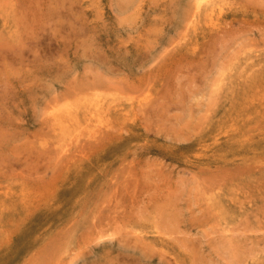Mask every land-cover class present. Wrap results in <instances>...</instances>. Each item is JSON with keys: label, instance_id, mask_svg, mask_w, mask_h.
<instances>
[{"label": "rangeland", "instance_id": "1", "mask_svg": "<svg viewBox=\"0 0 264 264\" xmlns=\"http://www.w3.org/2000/svg\"><path fill=\"white\" fill-rule=\"evenodd\" d=\"M261 57L264 0H0V264H264Z\"/></svg>", "mask_w": 264, "mask_h": 264}, {"label": "bare ground", "instance_id": "2", "mask_svg": "<svg viewBox=\"0 0 264 264\" xmlns=\"http://www.w3.org/2000/svg\"><path fill=\"white\" fill-rule=\"evenodd\" d=\"M206 1H208V0H205V2H206ZM207 3H209V2H207ZM196 4H198V3H196ZM212 4H214V3L212 2ZM193 5H194V4H193ZM194 8H195V6H194ZM194 10H197V9H194ZM204 10H205V9H204ZM212 10H213V9H212ZM245 10H246V8H245ZM246 11H247V10H246ZM246 11H245V12H246ZM196 12H198V11H196ZM248 12H249V11H248ZM252 12H253V11H252ZM188 13H189V12H188ZM204 13H205V12H204ZM233 13H234V12H233ZM242 13H244V11H242ZM246 13H247V12H246ZM253 13H255V12H253ZM209 14H210V13H209ZM196 15H198V14H196ZM213 15H214V14H213ZM201 17H202V15H201ZM194 19H195V18H194ZM191 20H192V19H191ZM191 20H190V21H191ZM206 20H207V19H206ZM194 22H197V21L194 20ZM191 23H192V22H191ZM191 23H190V25H189L190 27H192V26H191ZM193 25H194V24H193ZM256 58H257V57H256ZM259 58H260V57H259ZM259 58H258V59H259ZM261 58L264 60L263 57H261ZM259 60H260V59H259ZM261 61H262V60H261ZM258 62H259V61H258ZM263 62H264V61H263ZM255 63H256V62H255ZM256 64H257V63H256ZM261 64H262V62H261ZM261 64H260V65H261ZM263 65H264V63H263ZM263 65H262V66H263ZM251 67L253 68V66H251ZM249 69H250V68H249ZM253 69H254V68H253ZM258 69H259V67H258ZM258 69H257V70H258ZM262 70H264V69H262ZM258 72H259V71H258ZM259 73H260V72H259ZM261 73H262V72H261ZM260 79H261V76H260ZM262 79H263V78H262ZM263 82H264V81H263ZM258 84H259V83H258ZM252 86H253V85H252ZM251 88H253V87H251ZM258 88H260V87H258ZM258 90H259V89H258ZM250 91H251V90H250ZM257 92H258V91H257ZM259 92H260V91H259ZM247 93H248V92H247ZM248 95H249V94H248ZM253 95H254V94H253ZM248 97H249V96H248ZM253 97H254V96H253ZM255 98H256V97H255ZM253 99H254V98H253ZM246 101H247V100H246ZM259 102H260V101H259ZM252 103H253V102H252ZM260 103H261V102H260ZM247 104H248V102H247ZM253 104H254V103H253ZM258 104H259V103H258ZM249 105H251V104H249ZM246 106H247V105H246ZM253 106H254V105H253ZM253 106H252V107H253ZM262 106H263V105H262ZM259 107H260V106H259ZM253 108H254V107H253ZM256 108H258V106H257ZM258 109H259V108H258ZM255 110H256V109H255ZM262 110L264 111V109H262ZM260 111H261V110H260ZM255 112H256V111H255ZM257 113H258V111H257ZM258 114H259V113H258ZM260 115H261V114H260ZM260 115H259V117H260ZM263 116H264V115H263ZM249 118H250V117H249ZM263 118H264V117H263ZM256 119H257V118H256ZM253 121H254V119H253ZM254 161H255V160H254ZM250 162H251V160H250ZM222 163H223V162H222ZM223 166H224V165H223ZM260 167H261V166H260ZM227 168H228V167H227ZM251 168H252V167H251ZM224 169H226V166H225ZM245 172H246V170H245ZM253 173H254V172H253ZM219 174H220V173H219ZM251 174H252V172H251ZM245 175H246V174H245ZM238 177H240V175H239ZM238 177H237V178H238ZM252 179H253V178H252ZM241 180H242V179H241ZM253 180H254V179H253ZM209 182H210V181H209ZM252 182H254V181H252ZM258 183H259V182H258ZM237 184H238V183H237ZM258 192H259V191H258ZM233 195H234V194H233ZM259 195H260V194H259ZM219 197H220V196H219ZM221 197H222V196H221ZM214 198H215V197H214ZM227 198H228V197H227ZM236 198H237V197H236ZM236 198H235V199H236ZM223 200H224V199H223ZM240 206H241V205H240ZM237 212H239V211H237ZM239 214H241V213H239ZM170 215H171V214H170ZM194 216H195V215H194ZM169 219H170V218H169ZM243 220H244V219H243ZM245 223H246V222H245ZM247 223H249V222H247ZM249 224L252 225L251 223H249ZM225 231H226V230H225ZM222 232H223V231H222ZM220 233H221V232H220ZM225 233H227V232H225ZM223 234H224V233H223ZM236 234H237V233H236ZM137 235H138V234H137ZM224 235H225V234H224ZM158 236H159V234H158ZM229 236H230V235H229ZM148 237H149V236H148ZM155 237H156V236H155ZM221 237H223V236L220 235V238H221ZM226 237H227V236H226ZM231 237H233V236H231ZM243 237H244V236H243ZM245 237H246V235H245ZM144 238H145V237H144ZM160 238H161V236H160ZM227 238H228V237H227ZM161 239H162V238H161ZM228 239H229V238H228ZM228 239H227V240H228ZM248 239H249V238H248ZM141 240H142V237H141ZM229 240H230V239H229ZM229 240H228V241H229ZM154 241H155V239H154ZM217 241H218V240H217ZM223 241H225V240H223ZM223 241H222V242H223ZM235 241H236V240H235ZM247 241H248V240H247ZM252 241H254V240H252ZM144 242H146V241L144 240ZM215 242H216V241H215ZM222 242H221V243H222ZM232 242H233V240H232ZM237 242H238V241H236V243H237ZM154 243H157V242H154ZM221 243H220V245H221ZM253 243H254V242H253ZM144 244H145V243H144ZM146 244H147V242H146ZM149 244H150V243H149ZM234 244H235V243H234ZM160 245H161V244H160ZM222 245H223V243H222ZM238 245H239V243H238ZM146 246H147V245H146ZM149 246H152V244H150ZM153 246H154V245H153ZM153 246H152V247H153ZM155 246H156V244H155ZM223 246H225V245H223ZM252 246H253V245H251V247H252ZM230 247H231V248H234V247H232L231 245H230ZM241 247H242V246H241ZM254 247H255V246H254ZM243 248H244V247H243ZM225 249H226V248H225ZM234 249H235V248H234ZM241 249H242V248H241ZM244 249H245V248H244ZM250 249H251V248H250ZM143 250H144V249H143ZM219 250H220V249H219ZM236 250H237V249H236ZM234 251H235V250H234ZM241 251H242V250H241ZM249 251H250V250H249ZM252 251H253V250H252ZM230 252H232V251H230ZM146 253H147V252H146ZM146 253H145V255H146ZM222 253H223V252H222ZM237 253H238V252H237ZM241 253H242V252H241ZM159 254H160V253H159ZM159 254H158V255H159ZM170 254H171V253H170ZM242 254H243V253H242ZM245 254H247V253H245ZM249 254H251V253H249ZM160 255H161V254H160ZM173 255H174V254H173ZM232 255L235 256L236 254H232ZM162 256H163V255H162ZM159 257H160V256H159ZM171 257H172V255H171ZM232 257H233V256H232ZM238 257H239V256H238ZM238 257H237V255H236V258H237V259H238ZM165 258H166V257H165ZM234 258H235V257H234ZM242 258H243V257H242ZM166 259H167V258H166ZM179 259H180V258H179ZM240 259H241V258H240ZM244 259H246V258H244ZM176 260H177V259H176ZM180 260H181V259H180ZM241 260H242V259H241ZM160 261H161V260H160ZM173 261H174V258H173ZM237 261H238V260H237ZM174 262H175V261H174ZM183 262H184V261H183ZM240 262H241V261H240ZM176 263H178V262H176ZM179 264H180V263H179ZM232 264H233V262H232ZM249 264H250V263H249ZM253 264H254V263H253Z\"/></svg>", "mask_w": 264, "mask_h": 264}]
</instances>
